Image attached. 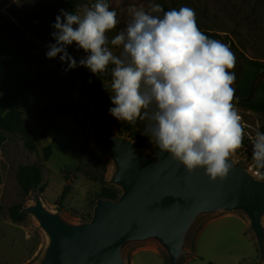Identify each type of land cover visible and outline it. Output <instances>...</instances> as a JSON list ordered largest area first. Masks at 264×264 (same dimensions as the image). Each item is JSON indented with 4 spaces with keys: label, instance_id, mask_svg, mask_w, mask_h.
I'll return each instance as SVG.
<instances>
[{
    "label": "rangeland",
    "instance_id": "obj_1",
    "mask_svg": "<svg viewBox=\"0 0 264 264\" xmlns=\"http://www.w3.org/2000/svg\"><path fill=\"white\" fill-rule=\"evenodd\" d=\"M3 0H0V4ZM95 0H80L77 13H82L85 6H91ZM110 7L117 11L120 23L110 32L112 38L126 27L130 19V9L149 0H108ZM164 9H179L182 6L192 8L200 30L214 33L225 44L232 43L240 57L257 61L264 65V0H156ZM66 9V0H12L2 12L1 22L11 20L25 34L27 42L36 45V50L28 51L25 61L15 53L11 42L0 36V44L5 50L3 61L5 71H0V102L16 90L27 72L44 81L43 88L29 86L20 96L12 109L21 113L25 125L35 140V150L29 151L17 134L9 135L0 151V264H38L47 246V238L39 229L37 222L30 216L21 224H14L8 219L7 208L19 204L26 208L33 204V196L22 197L15 180V172L20 165L37 164L42 170L44 192L40 194L44 206L71 224H79L91 211L92 201L100 186L90 181L85 175L76 173L77 156L85 149L83 143L98 157L100 153L93 147L92 132L80 116L68 91V83L76 78L73 69L65 71L53 68V59L46 56L47 46L53 44L49 27L61 10ZM228 38L229 41H226ZM67 51L77 62L86 56L83 50H77L75 44ZM118 54L120 49L113 48ZM246 71H247V64ZM111 81L101 82L92 92L91 107H113L110 100ZM49 96L69 109L66 116H60L48 130L46 139L38 140L39 133L46 127L47 121H34L33 113L49 102ZM264 97V88H258L254 100ZM235 106L245 124L243 147L232 159L254 175L257 170L252 161V137L256 131L264 133V114L249 110L236 103ZM114 135L118 136L116 127ZM78 123V124H77ZM51 146L52 155L43 161V149ZM148 156L154 154L153 146L146 151ZM108 173L107 180L113 172L111 162L102 158ZM96 158L85 154L83 169L96 165L93 171L100 173L101 166ZM86 165V167H85ZM88 165V166H87ZM264 180V176L258 175ZM65 186L69 194L58 208L57 200ZM248 220L240 212H222L213 216L200 218L190 230L185 252L178 264H264L260 261L257 245L248 225ZM264 227V217L262 219ZM153 250L159 251L155 252ZM125 264H167V256L160 246L149 241L134 243L123 250Z\"/></svg>",
    "mask_w": 264,
    "mask_h": 264
},
{
    "label": "clouds",
    "instance_id": "obj_2",
    "mask_svg": "<svg viewBox=\"0 0 264 264\" xmlns=\"http://www.w3.org/2000/svg\"><path fill=\"white\" fill-rule=\"evenodd\" d=\"M119 23L108 0L82 13L61 10L46 56L67 63L65 71L82 66L97 75L111 66L109 114L132 126L141 122V135L187 172L203 169L210 182L225 180L245 137L230 47L200 30L187 6L165 10L149 0L131 8L126 27L109 38ZM73 44L86 53L79 65L67 51ZM251 139L253 166L264 176V133Z\"/></svg>",
    "mask_w": 264,
    "mask_h": 264
},
{
    "label": "water",
    "instance_id": "obj_3",
    "mask_svg": "<svg viewBox=\"0 0 264 264\" xmlns=\"http://www.w3.org/2000/svg\"><path fill=\"white\" fill-rule=\"evenodd\" d=\"M231 51L235 58V101L249 104L264 81V69L251 81L248 95L239 96L236 90L246 65ZM68 91L91 128L93 147L111 162L108 183L120 195L116 201L98 199L88 222L71 224L49 211L40 194L33 193V204L22 213L32 217L47 238L38 264H125L126 246L149 241L164 251L167 264H178L186 254L187 237L195 223L222 212H240L246 217L260 261H264V180L233 159L228 177L213 183L203 169L189 173L153 145L154 154L148 156L136 142L114 135L117 120L106 107H91L80 81L71 79Z\"/></svg>",
    "mask_w": 264,
    "mask_h": 264
},
{
    "label": "trees",
    "instance_id": "obj_4",
    "mask_svg": "<svg viewBox=\"0 0 264 264\" xmlns=\"http://www.w3.org/2000/svg\"><path fill=\"white\" fill-rule=\"evenodd\" d=\"M80 0H66V9L65 11L72 12L73 14L77 13V9L79 7ZM166 10V9H165ZM52 24L49 27V33L55 31ZM210 38L217 39L222 41V38L214 33L204 32ZM0 36L8 39L13 48L15 50L16 56L21 60L25 61L27 58L28 51L36 50V45L33 43L27 42L26 34L16 26L11 20H6L1 22L0 26ZM52 38V36H51ZM226 41H229L228 38H225ZM52 42L55 43L54 39L52 38ZM231 49L237 53L235 46L230 43L229 44ZM5 54V50L3 49L2 45L0 44V71H5L6 66L3 61ZM242 60L247 64V71L244 74L241 84L237 88V94L241 97H246L248 95V90L251 81L256 76L258 72L264 69V65L258 63L257 61H250L241 57ZM79 65V62H77ZM61 67L67 68V63H61L59 57L53 59V68L58 70ZM74 75L76 78L81 79L83 84V90L87 93L90 98V101L93 99L92 92L96 90L98 84L101 82H108L111 81V66L109 68V72L94 75L85 67L78 66L73 69ZM44 81L40 77H34L30 72H27L26 78L22 79L21 83L19 84L18 88L14 90L10 95L4 98L0 102V151L3 148V145L8 140L9 135H19L23 140V145L29 151L35 150V140L30 134L29 129L25 125L24 119L19 111L13 110L12 108L17 105V102L20 96L25 92V90L32 85L38 87L43 86ZM260 88H264V81L260 85ZM238 105L248 108L249 110L260 112L264 114V97L259 98L249 104H241L236 102ZM104 106V105H103ZM105 107V106H104ZM108 109V108H107ZM69 113L68 107L64 104L54 101L49 96V102L44 107L33 113L32 119L34 121H47L46 127L39 133L38 140L43 141L46 139L48 130L53 126V122L56 118L60 116H65ZM78 124V123H77ZM117 133L119 137H124L129 139L132 142H136L145 152L149 150L152 146L149 143V140L146 136L141 135L143 130V124L138 122L136 126L129 125L126 122H119L116 127ZM85 149L80 150L77 156V166L75 168V172L81 173L85 175L90 181L98 184L100 189L96 194L94 200L92 201V209L95 205V202L98 199H108L112 201H116L120 195V191L111 186L107 180V167L102 162V158H98L87 146L86 143H83ZM43 161L47 162L51 155H52V148L51 146H46L43 151ZM85 154H90L94 156L97 162L100 164L101 169L100 173H96L93 171V168L96 165L88 166V170L83 169L84 163V156ZM98 164V165H99ZM86 167V165H85ZM15 180L20 190V193L23 198L30 195L31 193H38L42 194L44 192V187L41 186L42 183V170L41 167L37 164L33 165H20L18 166L15 172ZM70 189L68 186H65L57 200L58 208L61 207L62 202L65 200L66 196L69 194ZM22 207L19 204L11 205L7 208V215L8 219L14 224H21L27 220L26 214L22 213ZM2 207H0V211ZM92 216V213L89 212L81 221V223L88 222Z\"/></svg>",
    "mask_w": 264,
    "mask_h": 264
},
{
    "label": "crops",
    "instance_id": "obj_5",
    "mask_svg": "<svg viewBox=\"0 0 264 264\" xmlns=\"http://www.w3.org/2000/svg\"><path fill=\"white\" fill-rule=\"evenodd\" d=\"M12 0H3L2 3L0 4V11L2 12L3 10H5L10 4H11ZM68 115V114H67ZM66 116V115H65ZM245 225H248L246 223V221H242ZM155 252H159L156 250H153Z\"/></svg>",
    "mask_w": 264,
    "mask_h": 264
},
{
    "label": "built area",
    "instance_id": "obj_6",
    "mask_svg": "<svg viewBox=\"0 0 264 264\" xmlns=\"http://www.w3.org/2000/svg\"><path fill=\"white\" fill-rule=\"evenodd\" d=\"M251 174H252V173H251ZM252 175H253V174H252ZM253 176H255V177H256V176H257V173H256V172H254V175H253ZM256 178H258V177H256Z\"/></svg>",
    "mask_w": 264,
    "mask_h": 264
}]
</instances>
